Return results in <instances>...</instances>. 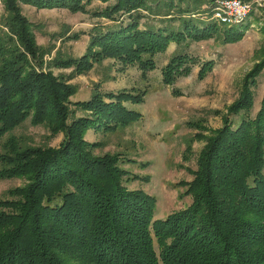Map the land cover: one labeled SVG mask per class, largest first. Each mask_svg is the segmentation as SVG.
Here are the masks:
<instances>
[{"label":"trees","instance_id":"1","mask_svg":"<svg viewBox=\"0 0 264 264\" xmlns=\"http://www.w3.org/2000/svg\"><path fill=\"white\" fill-rule=\"evenodd\" d=\"M93 1L4 0L1 23L8 33L0 38V142L27 118L51 136L63 132V138L57 147L21 145L14 137L3 142L0 179L27 182L9 189L10 199H0V264H264V94L254 117L246 114L261 64L246 75L223 125L205 137L192 179L180 182L190 204L154 219L155 198L124 184L118 155L95 156L83 138L89 127L116 128L139 119L140 113L122 102H140L142 96L121 92L111 94L108 103L95 94L72 101L76 89L67 82L70 76L43 70L48 50L38 45L20 6L85 12ZM99 1L106 5L93 15L113 24L94 28L81 57L53 58L52 65L80 73L92 67L91 58L111 57L145 72L170 41L209 38L217 29L214 22L196 23L182 9L177 26H141L144 15L133 11L147 9L172 20V8L162 12L151 4L172 7L173 0ZM213 1L201 4L200 12L211 15ZM123 14L129 18L125 24L119 21ZM233 28L227 27L226 42L240 35ZM186 57L171 58L164 83L172 82ZM209 66L203 64L200 77ZM79 107L88 114L76 116ZM233 116H239L236 124Z\"/></svg>","mask_w":264,"mask_h":264},{"label":"rangeland","instance_id":"2","mask_svg":"<svg viewBox=\"0 0 264 264\" xmlns=\"http://www.w3.org/2000/svg\"><path fill=\"white\" fill-rule=\"evenodd\" d=\"M207 1L173 0L172 7L162 2L151 4L153 10L162 8V12L172 8L170 21L147 9L133 11L144 15L139 20L141 26L171 24L173 27L179 24L178 10H188L185 13L192 14L196 23L216 24L217 29L209 38L192 40L186 37L180 42L170 41L164 51L154 55L155 67L145 72L136 63L103 57L98 61L91 58L92 67L80 73L51 62L53 58H79L86 53L94 28H102L104 23L113 24L92 13L106 3L94 0L85 12L20 3L32 24L38 45L48 50L43 57V70L53 75L70 76L67 82L76 89L71 96L72 101L87 100L95 94L108 103L112 101L111 94L121 92L142 96L140 102H122L125 107L139 112V119L116 128L89 127L83 138L92 145L91 153L95 156L118 155L120 166L126 171L124 184L155 198L154 219L164 218L190 204L191 195L184 193L185 186L180 182L192 179L197 157L206 144L205 137L223 125L228 108L238 98L246 75L259 63L262 70L257 76L253 106L247 116L254 117L264 94V0H245L250 7L243 20L233 25L222 24L212 15L200 12L201 4L210 6ZM5 14L4 0H0V38L8 33L1 23ZM128 19L127 14L119 16V21L124 24ZM204 24L200 23L201 26ZM227 27L239 31L237 40L226 42ZM177 54H186L187 57L178 70H174L172 82L164 83L163 69ZM205 62H210V66L200 77V69ZM85 114L88 113L80 107L76 109V116ZM238 118L232 117L234 124ZM198 134L202 137H197ZM9 137H14L21 145L57 147L63 132L51 136L44 125H33L27 118L2 137L0 153L5 150L2 144ZM26 182L23 177L0 179V199H10L9 189ZM154 245L158 250L156 241Z\"/></svg>","mask_w":264,"mask_h":264},{"label":"built area","instance_id":"3","mask_svg":"<svg viewBox=\"0 0 264 264\" xmlns=\"http://www.w3.org/2000/svg\"><path fill=\"white\" fill-rule=\"evenodd\" d=\"M249 7L245 0H214L211 15L215 21L233 25L243 20Z\"/></svg>","mask_w":264,"mask_h":264}]
</instances>
